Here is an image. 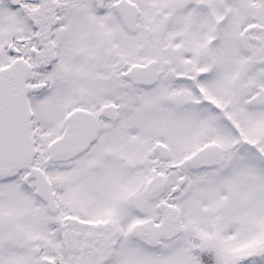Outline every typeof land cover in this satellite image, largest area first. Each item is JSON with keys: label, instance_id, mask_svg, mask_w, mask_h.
<instances>
[{"label": "snow or ice", "instance_id": "snow-or-ice-1", "mask_svg": "<svg viewBox=\"0 0 264 264\" xmlns=\"http://www.w3.org/2000/svg\"><path fill=\"white\" fill-rule=\"evenodd\" d=\"M0 264H264V0H0Z\"/></svg>", "mask_w": 264, "mask_h": 264}]
</instances>
